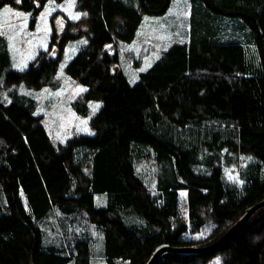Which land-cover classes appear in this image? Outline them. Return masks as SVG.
<instances>
[{
    "label": "trees",
    "instance_id": "1",
    "mask_svg": "<svg viewBox=\"0 0 264 264\" xmlns=\"http://www.w3.org/2000/svg\"><path fill=\"white\" fill-rule=\"evenodd\" d=\"M49 1L63 0H0V10L28 12L33 23ZM172 2L77 0L81 20L61 38L54 31L49 50L25 71L12 68L0 36V264H92L86 235L70 252L46 246L43 224L57 212L85 217L103 233L107 264H149L162 247L218 243L264 202V0H191L189 42L172 45L131 84L115 70L118 47L135 40L143 17L166 14ZM225 22L243 39L224 40ZM83 35L87 43L66 66L87 88L76 110L86 116L89 102L103 106L91 119L94 135L56 144L34 115L38 103L19 88L57 89L65 47ZM150 161L158 195L138 173ZM239 162L247 165L237 186L223 173ZM209 224L211 233L197 238ZM217 262L264 264V206L217 248L166 252L155 264Z\"/></svg>",
    "mask_w": 264,
    "mask_h": 264
},
{
    "label": "rangeland",
    "instance_id": "2",
    "mask_svg": "<svg viewBox=\"0 0 264 264\" xmlns=\"http://www.w3.org/2000/svg\"><path fill=\"white\" fill-rule=\"evenodd\" d=\"M76 5L77 0L49 1L33 23L32 16L28 12L11 6H6L0 10V36L5 37L8 42L12 68L19 71L27 70L30 62L38 59L42 51L49 50L54 31H57V35L61 38V34L69 22L81 20L83 14L75 8ZM192 6L191 0H173L166 14L143 17L135 40L119 45L121 63L115 67V70H123L122 72L125 73L130 83H136L140 74L149 70L172 45L189 42ZM224 26H226L222 32L224 40L243 39V34L232 28L234 27L232 23L225 22ZM73 34H76V31ZM86 43L87 38L83 35L76 37L75 41H71L65 47V57L57 74L60 82L57 89L50 87H44L41 90L19 88L22 93L29 95L38 103L34 115L43 118L44 128L56 144H66L69 139L76 135L92 136L95 134L90 126L91 119L100 111L103 103L91 101L87 104V115L84 116L79 113L76 110V105L87 88L66 74V66L70 62L69 60ZM251 46L254 48L255 45ZM56 52V48H53V53ZM97 105L99 107H96ZM152 162L139 164L137 168L140 177H143L148 184V189L154 195H158L159 192L156 189L158 172ZM246 165L239 162L237 166H225L224 178L237 186L243 184L241 171ZM3 194L1 190V205L6 204V198ZM180 195V202L183 207H186L188 192L181 191ZM96 200L97 204L101 206L107 201L105 195L96 196ZM43 226L46 246L67 248L70 252L71 248H74L73 244L86 235L92 241V264H107V259L103 257L104 235L85 217L80 215L66 217L57 212L55 216H51L44 222ZM212 226L214 225L204 226L196 237L203 239V237L208 236L213 229Z\"/></svg>",
    "mask_w": 264,
    "mask_h": 264
},
{
    "label": "water",
    "instance_id": "3",
    "mask_svg": "<svg viewBox=\"0 0 264 264\" xmlns=\"http://www.w3.org/2000/svg\"><path fill=\"white\" fill-rule=\"evenodd\" d=\"M264 206V202L256 205L255 207H253L250 211H248V213L245 215V217L240 220L236 225H234L233 229L224 237L221 239V241H219L218 243L207 247V248H202V249H195V248H184V249H175V248H171V247H162L160 248L153 256L152 260L150 261L149 264H155L159 257L161 256V254H164L166 252H189V253H205L208 251H211L215 248H217L218 246H220L221 244L225 243L229 237H231L236 231H238L243 224H245L250 218L251 216L255 213L256 210H258L259 208Z\"/></svg>",
    "mask_w": 264,
    "mask_h": 264
},
{
    "label": "snow or ice",
    "instance_id": "4",
    "mask_svg": "<svg viewBox=\"0 0 264 264\" xmlns=\"http://www.w3.org/2000/svg\"><path fill=\"white\" fill-rule=\"evenodd\" d=\"M77 18H78V17H77ZM96 107H99V106L97 105ZM197 238H199V237H197ZM217 264H219V262H217Z\"/></svg>",
    "mask_w": 264,
    "mask_h": 264
}]
</instances>
